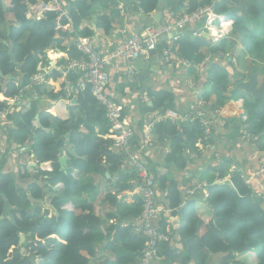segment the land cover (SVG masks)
I'll list each match as a JSON object with an SVG mask.
<instances>
[{
	"label": "trees",
	"instance_id": "1",
	"mask_svg": "<svg viewBox=\"0 0 264 264\" xmlns=\"http://www.w3.org/2000/svg\"><path fill=\"white\" fill-rule=\"evenodd\" d=\"M37 1L50 0H0V71L3 73V77L0 76V112L8 110L4 117L0 116V144L4 146V153L0 156V264H139L144 237L134 231V225L129 220L132 216L137 218L142 209L141 195L135 187L137 174L133 169L122 170L123 155L114 150L110 138L99 136L107 135L109 126L104 108L94 99L90 85L82 78L83 72H65L69 88L65 81H59L57 87L55 83L62 73L55 69L44 77L43 82L31 81L39 68L49 66V50L65 51L69 59L83 57L74 42L75 35L67 28L65 17L57 22V14L48 11L41 19L29 18L27 5ZM211 1L165 0V8L169 9L170 21L174 22L180 6L185 7V12L179 16L204 7ZM60 2L71 18L77 35H93V30L85 22L91 19L96 9L103 10L95 19L97 27L106 33L112 29L114 18L109 6L115 1ZM157 4L158 0H137L133 10L150 14ZM214 10L233 19L227 38L212 43L201 35L190 37L180 34L175 41L176 54L194 64L204 60L202 49L209 48L217 54V58L211 61L210 57L206 64V90L201 97L205 102L213 98L210 103L212 109H219L230 99L243 98L246 120L241 117L235 125L237 128L239 125L246 126L248 133L257 136L255 143L264 151V97H246L230 85L231 79L239 81L244 74L234 70V67L232 73L229 72L225 68L227 62L223 54L227 49L235 51L233 49L239 37L243 50L251 58L264 59V0H221ZM69 38L72 41L66 46ZM227 64L232 66L230 62ZM8 74L17 79H7ZM191 76L196 80V75ZM51 80L56 82L52 84ZM80 83L84 85L81 87ZM148 95L151 102L144 103V112L157 109L164 112L172 107L169 93L149 89ZM13 98L16 102L9 105L8 100ZM73 99L75 103H72ZM44 101L48 103L45 106L42 104ZM59 101L64 102L67 110L62 116L48 111L50 103ZM141 127L142 124L138 130L133 129V144L140 143ZM180 127L181 134L169 120L157 122L153 127V134L159 138L173 136L168 159L175 161L177 167L186 163L182 157L186 147L199 152L195 146L198 141L206 143L212 140L199 117ZM63 137L70 145L64 167L58 162L59 149L64 147ZM28 144L37 172L26 176L20 169L13 172L6 169V156L10 150L17 151ZM233 163L227 158L211 166L209 170L217 178L223 180L227 175L230 177L227 182L207 181L204 200L211 215L206 219L194 211L182 210L183 226L178 230L181 248H170L169 241L160 243L158 262L264 264V210L254 197L255 186L246 184L247 175L240 164ZM146 167L157 186L164 189L168 208H179L182 194L176 183L171 181L167 172H155L150 163ZM85 173L103 178L106 173L110 175L106 179L108 186L104 191V203L115 208L113 214L107 213L102 219L95 213L93 204L86 201L85 195H95L96 188L81 180ZM128 190H135L137 194L133 203L125 205L117 200V195ZM28 195L43 200L44 204L32 205ZM5 200L12 207L15 223L7 217L1 218ZM48 206L53 212H49ZM117 217H121L118 222L105 221ZM158 227L167 231L164 225L158 224ZM20 234L25 237L22 243H19ZM103 241L104 245L100 246ZM211 257H215V263L210 262Z\"/></svg>",
	"mask_w": 264,
	"mask_h": 264
},
{
	"label": "crops",
	"instance_id": "2",
	"mask_svg": "<svg viewBox=\"0 0 264 264\" xmlns=\"http://www.w3.org/2000/svg\"><path fill=\"white\" fill-rule=\"evenodd\" d=\"M184 10L185 7L180 6L178 13H173L176 16H179L181 13L185 12ZM109 11L114 20L112 22V29L108 33H106L102 28H98L95 22V19L98 15L103 13V10L96 9L92 14L91 19H88L85 22L86 25L93 30V35L90 37L91 40L101 51L106 48L112 49L122 41L123 35L120 33L122 28H127L129 32H135V26L138 23L136 18L137 12L134 10L131 12L130 10H127L125 6L121 9L119 3L117 2L109 6ZM170 14L169 9L167 7L164 8L163 21L161 20L160 22L167 21L166 17H170ZM201 28V24L188 25L180 31V34H187L190 37H199L196 33H199ZM173 34H175V32H173ZM200 34L201 37L206 39L203 36V33ZM164 40L165 38L161 40L162 43L158 45L154 51V55H151V57L147 59V61L151 62V70L143 71L141 73L132 68L134 72L130 73L122 62H116L109 66L106 69L108 74L106 91L110 98L114 100L116 104L121 106L123 119L127 126L131 129L138 130L139 126L143 124L147 114L162 113L160 109L147 112H144L143 110L144 103L147 102V104H150L151 102L148 97L149 89H151L153 92L163 91L170 94L172 107L167 109L176 110L182 114L190 115L191 120L172 122L173 125L178 128L179 134H181V124L192 122L195 118L199 117L202 121L203 127L205 128V132H209L208 134L212 136V140L206 141V143L198 141L195 144L199 152H194L188 147L184 149L182 157L186 160V163L183 167H177L175 161L169 160L170 158L168 159L173 139V136L171 135L160 138L157 135H154L152 146L146 148L145 150L144 162L146 164H152L155 172L157 173L164 174L167 172L171 181L176 183V186L182 194L181 206L172 210L167 206L164 189H160L158 187L156 193V203L160 208L158 224L160 226H166L165 228L169 232L170 248L180 249L181 244L178 230L183 226L181 211L183 210L184 212L189 213H193L194 211L198 216L206 219L211 215L209 208L205 205V194L199 191L195 194H189L188 190L195 187L198 183H202L206 188L207 181H210L211 179L216 181V174H212L209 169L211 166L227 158L231 159L234 162V165L237 163L240 164V168L247 176H250L264 163V151L259 149L258 143H244L245 140L241 138V130L244 129L245 126L240 127L239 125L237 128L235 125L238 123V120L240 121L241 117L245 116L243 115V99L228 100L222 107H219V109L221 108L222 113H216L218 108L212 109L210 107V103L213 101V98H210L209 101L205 102V100L201 97L200 91L203 92L206 90L204 84L207 77L206 64H208L207 62L210 57L211 61H213L214 58H217V54L212 53L209 48L202 49V52L205 54L204 60L201 63H195V66H198L197 70L194 71L191 69L192 72H188L181 65L176 68L162 62L161 47L163 46ZM71 41L72 39L69 38V40L65 42L66 46ZM236 42V47L238 49L235 48L234 52H231V49H227L226 52L223 53L225 59L224 61L232 64L231 66L226 63L225 68L232 73L234 67V70L243 73L246 77H242L241 80H245L250 74L255 73L258 78V85H260L264 81V64L258 65L255 63L257 59L251 58L248 53L243 50L239 37ZM47 58L49 60V65L54 64V69L59 70L62 73L57 82L52 80L49 82L52 84L56 82L55 84L59 88V81H65L67 82V88H69L68 86L70 85L68 83V77L66 73L63 72L65 65L70 60L68 53L65 51L61 52L58 50H49L47 51ZM181 58L186 60L189 64H194V62L188 59L183 57ZM45 67L46 66L39 68V71H43ZM188 73L196 75V80H194L193 86H189L187 82L186 76ZM140 75L143 76V80L140 79ZM230 85H235L234 78L231 79ZM70 90H72V88ZM144 93L147 95V100L145 102L141 99ZM244 95L249 97L246 94ZM8 104L13 105L14 103H12L11 100H8ZM42 104L45 106V104L48 103L47 101H44ZM50 104L51 106L48 111L51 114L62 116L67 113L64 102L59 101L55 103L52 102ZM36 120L38 121V119ZM229 120H233L234 122ZM99 136L102 138H108L107 135ZM250 136L252 137L254 135L250 134ZM64 140L63 154L68 160L67 152L70 150V145L66 137ZM0 145L4 148L3 144ZM29 146L30 144L20 147L19 150L21 153L18 152L17 154L16 150H10L11 152L9 154H11L12 157L15 155L16 158L13 160L14 171L17 170L18 163L22 161L33 164L32 162L34 160ZM22 151L25 155L22 154ZM7 158H9V156ZM7 158L5 163L6 169H8V166L10 167V165L7 164ZM233 168L234 167H232V169ZM109 177L110 175L108 173H106L105 178L88 173L81 176V180L85 184H88L90 187L92 185L94 189L96 188L94 191L95 195L86 194L85 199L93 204L95 213L99 214L102 219L107 213L113 214L115 212V208L104 203V191L108 186L106 179ZM262 179L264 181V173L262 174ZM204 192H206V190ZM136 194L135 190H128L120 195H117V200L124 202L125 205L131 204L134 202ZM117 215L119 214L117 213ZM120 219L121 217H117L105 221L107 223H112L118 222ZM129 220L131 223H135L134 216L130 217ZM123 223H125V221ZM104 243L105 241H103L100 246H103ZM215 261V257L210 258V262L215 263ZM157 264L161 263L157 262ZM172 264L178 263L173 262Z\"/></svg>",
	"mask_w": 264,
	"mask_h": 264
},
{
	"label": "built area",
	"instance_id": "3",
	"mask_svg": "<svg viewBox=\"0 0 264 264\" xmlns=\"http://www.w3.org/2000/svg\"><path fill=\"white\" fill-rule=\"evenodd\" d=\"M113 1L119 3L121 9L123 8L119 0ZM220 1L221 0H212L208 5L200 7L191 13L176 16L174 22H171L170 18L166 17L167 21L146 26L138 33L129 32L127 28H122L120 31L123 35L122 41L112 49L106 48L103 51L96 47L90 37L79 36L75 33L73 22L66 13L60 0H50L48 2L37 1L27 5V14L29 18L38 20L43 18L46 12L51 11L57 14V22H59L62 17L67 19V28L75 35L74 42L83 57L70 59L64 67V72H83L82 78H85V82L90 85L92 96L105 110V116L109 126L107 137L112 140V147L114 150L122 154L125 159V161L120 164V168L122 170L125 168L133 169L137 174L135 187L138 194L141 195L142 209L138 217L135 218L133 228L134 231L140 233L144 237V244L139 254V264H157L160 259V243L169 241L170 239L169 233L167 231H161L158 227L160 214V208L156 203L158 186L154 176L151 171L148 170L146 163L144 162L145 150L153 144V127L155 123L163 120L183 122L191 120V117L189 114H182L181 112L172 109H166L162 113H149L142 124L139 145H136L135 143L133 144L132 138L134 136V130L129 128L125 123L121 106L116 104L107 94L106 85L108 82V74L106 69L113 63L122 62L128 71L133 73L134 71L131 65L133 60L137 57H141L145 60L149 59L151 57V51L156 50L161 43L160 37L164 35L166 38L161 47L162 62L176 68L181 65L188 72L191 69L194 71L197 70L198 66H195V64H189L186 60L176 54L175 41L180 36V31L188 25L201 24L202 28L200 32L196 33L198 36L201 35L200 33H204L208 35V39H210L212 43L220 42L222 39L219 41L213 40L206 26L207 15L209 12L216 14L217 19L214 23L217 26H219L222 20H231L233 22V19L226 14L215 12L214 7ZM173 32H175V34H173ZM170 34H172L171 37ZM54 68V64L46 66L43 71H38L34 74L31 81L39 83L43 82L44 77L48 76ZM187 81L189 86L194 85L191 73L187 74ZM83 85L84 83H80L81 87ZM141 99L145 102L147 100V95L144 93ZM10 100L12 103L16 102L15 98ZM7 111L8 110L1 111L0 116L4 117ZM218 113H222L221 108L218 109ZM242 119L245 120L246 117L243 116ZM245 132L247 131L244 127V129L241 130L242 135ZM252 137L254 139L256 136ZM263 173L264 163L250 176H246L245 182L248 185L253 184L255 186L253 189L254 197L260 202L261 207L264 210ZM222 181L223 180L219 178L216 179V182ZM198 191L206 195V192H204L205 186L202 183L196 184L194 188L188 190V193L195 194Z\"/></svg>",
	"mask_w": 264,
	"mask_h": 264
},
{
	"label": "water",
	"instance_id": "4",
	"mask_svg": "<svg viewBox=\"0 0 264 264\" xmlns=\"http://www.w3.org/2000/svg\"><path fill=\"white\" fill-rule=\"evenodd\" d=\"M119 2L125 6V8L127 10H130L131 12L133 11V6L137 3V0H119ZM165 8V0H158V4L156 9L150 13V14H145L142 11H137L136 14V18L138 20V23L135 26V33H138L140 31L143 30L144 27L149 26L151 24H155L158 23L162 20L163 18V11ZM172 34H170L171 37ZM203 36L208 39V35L203 33ZM164 38H166V36H161L160 40H163ZM10 54H12V51L10 50ZM151 55H154V51H151ZM15 59L13 58V61ZM132 66L134 69H136L139 72H143V71H147V70H151V62L141 58V57H137L133 60L132 62ZM0 76L3 77V73L0 71ZM7 79H13L16 80L17 78L15 76H13L12 74H8L6 76ZM140 79L143 80V76L140 75ZM235 88L238 89L239 91H241L242 93L251 96L253 98L256 97H264V81L258 85V78L257 75L255 73H252L249 75V77L245 80H239V81H235ZM72 103H75V99L72 100ZM36 119H38V115L35 116ZM64 137L62 138V140L64 141ZM66 160L67 157L63 154V149L60 148L59 149V158H58V162L61 164L62 167L65 166L66 164ZM28 199L31 202V204L33 205L34 203H40L41 205L44 204L43 200L40 199H34L32 198L31 195H28ZM12 207L10 206V204L8 203L7 200H5L4 202V209L2 212V216L1 218H9L10 221L12 223H15L14 221V216L11 212ZM213 218H216L215 214L212 215ZM20 240L19 243H22L24 241V235L20 234Z\"/></svg>",
	"mask_w": 264,
	"mask_h": 264
},
{
	"label": "rangeland",
	"instance_id": "5",
	"mask_svg": "<svg viewBox=\"0 0 264 264\" xmlns=\"http://www.w3.org/2000/svg\"><path fill=\"white\" fill-rule=\"evenodd\" d=\"M251 25V24H250ZM263 25V24H262ZM249 28H252V26H248ZM240 36V35H239ZM235 48H237L236 47V45H235ZM238 49V48H237ZM234 50V49H233ZM229 51V50H228ZM255 63L256 64H258V65H263L264 64V59H257L256 61H255ZM244 77H246L245 75H244ZM186 79H187V76H186ZM234 81V80H233ZM188 82V81H187ZM204 92V91H203ZM202 91H200V94H202L203 93ZM240 100H242L243 98H239ZM238 99V100H239ZM213 100V99H212ZM216 113H218V109H217V112ZM242 120H244V119H242ZM246 120V119H245ZM245 128H246V126H245ZM209 133V132H208ZM241 138L243 139V140H245L244 141V143H248V142H256L255 140L257 139V136L254 138V139H251L252 137L250 136V133H247V132H245V133H243V135L241 136ZM18 152H20L21 153V151L20 150H17V152H16V154L18 153ZM3 153H4V148L0 145V156H2L3 155ZM22 154H24L25 155V153H23V151H22ZM9 156V158H7V164H9L10 165V167L8 166V170H10L11 172H13L14 171V162H13V160L14 159H16L15 158V155L12 157L11 156V154H7V156L6 157H8ZM237 158H239V157H237ZM33 164H29V163H27V162H20V163H18V167H17V169H20L21 170V172L23 173V174H25L26 176H32V175H34L36 172H37V165H36V162H32ZM106 176V175H105ZM229 179V175L228 176H226V177H224V179H223V182H225V181H227ZM46 208H48L49 209V212L51 213V212H53V210L51 209V207L50 206H48V207H46Z\"/></svg>",
	"mask_w": 264,
	"mask_h": 264
},
{
	"label": "clouds",
	"instance_id": "6",
	"mask_svg": "<svg viewBox=\"0 0 264 264\" xmlns=\"http://www.w3.org/2000/svg\"><path fill=\"white\" fill-rule=\"evenodd\" d=\"M217 19L215 13L209 12L207 15V28L209 34L213 38L214 41H219L221 39L226 38L231 30L232 21L231 20H222L217 26L214 21Z\"/></svg>",
	"mask_w": 264,
	"mask_h": 264
}]
</instances>
